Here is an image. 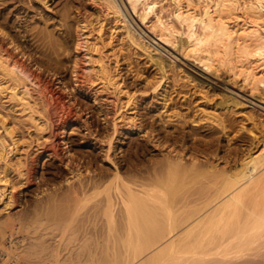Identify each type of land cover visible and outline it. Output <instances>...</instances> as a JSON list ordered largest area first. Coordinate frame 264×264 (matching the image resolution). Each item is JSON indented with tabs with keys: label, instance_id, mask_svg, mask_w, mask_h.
<instances>
[{
	"label": "bare ground",
	"instance_id": "bare-ground-1",
	"mask_svg": "<svg viewBox=\"0 0 264 264\" xmlns=\"http://www.w3.org/2000/svg\"><path fill=\"white\" fill-rule=\"evenodd\" d=\"M4 1L3 3L7 4L6 0ZM74 1H66L65 13H70ZM88 2L91 11L78 15L77 55L72 72L79 82V70L83 65L81 60L84 59L86 64L84 71L91 80L113 93L119 102L116 117L111 123L107 119V113L98 112L105 124H111V131L101 133V128L96 123L94 130L88 127L94 138L105 135L101 142L107 144L108 149L104 158L111 165V172L95 169L97 167L91 170L92 161L87 160L85 155L72 156L67 163L71 170V175L67 178V190L62 191L63 193H58L60 190L56 191L57 189L53 193L48 190L50 192L48 197L44 196L38 200L40 206L37 205L34 209L55 211L54 213L56 211L81 213L97 198L96 195L104 196V199L100 198L102 201L95 202L98 203L97 206H92L93 208L88 211H92L91 213L100 211V215L102 211H109L111 216L110 218L106 213L108 222L110 219L112 222V226L107 223L110 231L107 230L109 235L106 233L107 239L103 240L104 244H107L106 250L103 249L105 247L103 241L102 245L100 244L103 249L100 251L105 250L103 253L105 255L97 258L100 251L93 249L95 243L92 245L93 238L88 236H93L96 230L94 234H90L86 227L83 229L86 230V234L81 233L82 236L86 235L81 239L83 242L78 241V245L82 242L75 256L79 259L73 260L68 253V257L76 264H264V116H259L257 110L255 111L258 114L237 95L227 93L217 96V99L212 98L215 91L211 97L209 93L201 96L203 102L198 105L193 115L184 114L170 106L169 90L174 81H179L180 74L177 73L178 66L167 60L170 57H166L168 56L166 53L171 54L172 50L180 51L199 63L206 72L217 73L214 74L216 78L219 79L217 76L219 72L225 71L239 79L241 84L247 86L258 97H264V0H88ZM48 35L45 36L50 37ZM58 35L60 37L50 45V51L46 50L48 53L41 52L40 57H34L27 51L28 43L25 46L20 37L14 36L8 28L0 25V202L6 203L5 210L8 212L6 219H2L0 213V232L3 239H7L10 234L7 232L11 228L13 237L11 246L5 242L0 244L2 252L0 264H21L25 258H28L26 262H30L34 259L29 258L33 257L36 258L33 264H43V259L49 256L42 258L43 263L38 258L48 249L47 252L52 255L50 258L57 256V259H60L58 257L62 256L59 254L61 244L58 245L59 248L56 246L58 251L53 246L59 241L57 243L53 241V244L51 241L53 249H50L51 244L50 246L48 244L51 238L48 240L47 237L45 242L38 239L39 236L35 237L38 235L36 231L40 228L35 229L36 235L33 233L34 237H31L32 241L28 248H26L28 236L15 242V235L24 231L30 232L31 226L28 224L30 226L28 228L22 219H19V222L15 219L18 222V226L15 227L14 218L9 211L16 200L14 191L16 186L12 175L17 173L20 186L26 183L28 180L26 174L31 163L30 148L35 146L40 150L45 143L51 141L46 135L54 134L56 128L51 117L52 107L65 104L64 95L55 92L43 79L42 74L33 68L37 66L36 68L43 69L55 61L59 63L60 60L55 57L58 55L57 47L64 44L66 37ZM39 36L42 37V33L37 37ZM44 43L43 41L42 44ZM82 54L84 56L81 59ZM135 54L144 57L155 67L156 73L144 74L136 71L132 65ZM123 66L134 73V77L141 81L143 88L136 89L126 83L122 73ZM188 70H185V73ZM55 73L59 82L64 83L66 91L71 94L69 84L64 82L59 72ZM199 74L201 75L200 71ZM150 95L159 97L161 117L165 124L173 119L192 123L193 126L203 124L216 128L217 132L223 133L229 141L233 134L229 130L231 124L227 122L222 112L226 109L234 110V114L243 115V128L252 135L254 143L242 154L240 162L230 161L222 167L217 161L210 160L211 157L205 165L200 163L197 157L188 163L182 155V157L177 153L175 154L177 156L171 155L177 151L171 147L172 152L169 150L171 154L166 155L160 169L154 167L153 171H145L139 166L140 168L137 170L134 168L126 175L122 162L113 158V154L117 149H121L118 143L124 131L138 126L139 97ZM49 97L52 98L54 105ZM75 98L73 95V99ZM74 103H77L76 100ZM76 105L78 107V103ZM227 110L224 112L231 113ZM74 113L72 111L67 117L61 118L60 124L64 133L74 126L71 125L76 115ZM10 117L16 120L15 123L11 122ZM247 122L250 123L249 126L245 124ZM24 124L28 127L30 125L29 129H34L36 144L32 140L35 136L30 132L27 139L21 137L18 126ZM144 135H149V132ZM42 139L46 140L41 142ZM81 139L82 144L86 143L85 137ZM55 155L58 153H48L51 158ZM95 162L94 158V164ZM170 186L175 187L172 193L169 191ZM59 215L61 214L58 213V217ZM62 216L60 217L65 218ZM88 217L90 220V216ZM70 218L62 219L66 222L63 226L65 231L67 222H72ZM96 220L94 219V222L92 220L94 225ZM60 222L61 220L60 226L58 222L56 225L54 223V227L58 226L59 230L63 223ZM107 227L105 226L106 229ZM106 229L104 232H107ZM66 233L62 235V239ZM113 233L116 236L111 241ZM49 234L46 232V235L42 236H50ZM74 235L75 233L70 236ZM95 237L97 238L96 235ZM102 237L106 238L103 234ZM98 240L99 238L94 240L97 242L96 245H99ZM75 247L76 250L77 246ZM65 258L62 261L65 262ZM48 260L50 262L47 264L56 263L55 259L54 262L52 259ZM69 261L70 259L66 264Z\"/></svg>",
	"mask_w": 264,
	"mask_h": 264
},
{
	"label": "rangeland",
	"instance_id": "rangeland-1",
	"mask_svg": "<svg viewBox=\"0 0 264 264\" xmlns=\"http://www.w3.org/2000/svg\"><path fill=\"white\" fill-rule=\"evenodd\" d=\"M66 1L67 0H6L7 2L6 4V3H3L5 2L4 0H0V4L2 2V5H0V18H1L0 25L2 24V26H5L6 28H8V30L14 36L18 38L20 37V39L23 40L22 42H24L25 46H27V43H28L30 46L28 45L26 48H27V51L30 53V55H33L34 57H40L41 52L48 53V51H50L49 49L50 45L52 43H55L56 40L59 39L58 37H60V35L58 34H61L62 36L66 37L65 38L66 41H64V44L57 47V49L59 48L58 55L56 56L54 55L56 59L58 58L60 60V61L58 60L59 63L57 62L58 63L57 66H56L57 63L55 61V63H52L51 66L49 67L44 66L43 69H38L36 68L37 66L33 67L35 68V70H38V72L42 74L43 79L49 83L50 87L55 92L62 93L65 98V104H62L60 107H52L51 117L56 126L54 134L52 133L47 134L46 137H49L51 141L48 140L49 142L44 144L43 149L37 150V148L34 146L36 144L35 140L37 138L35 136L36 133L34 129H29L30 125L28 127L25 124L24 126H18V130L20 129L19 133L21 137H25L24 139L28 138L29 132L33 136H35L32 139L35 141L34 142L35 144H33L34 147L30 148V150L32 149L30 151L32 154H30L29 156V161L31 163L29 164V170L27 171V174H26V177L28 178L26 183L20 186L18 183L19 177L16 176L17 173H14L12 175V178H14L13 183H15V186H16L14 190L16 200H15V204L9 211L11 212L14 218V221L15 219L17 221L19 219H22V221L25 222L24 224H27V225L30 224L31 226L30 227L28 225V228L30 227L29 229H31L30 232L24 231V233L16 234L14 238L15 242L16 241L18 242L20 239H23L24 237L27 238L28 236L29 237V242L27 241L28 245L26 244L27 247L23 246V248L25 247L28 248L30 246L29 243L32 241L31 237H34L33 233L38 228L40 229L39 231H36V234L38 235L34 233L36 235L35 237L39 236L37 238L45 242H47V239H48L47 237H49L48 240H50L51 238L48 244L49 246L51 243L53 244V241L55 243H57L58 241L61 242V243L58 242L57 244L54 243L55 245H53L54 248H56V246L57 248H59L61 244L59 254L60 255L62 254V256L58 257L60 259H57V256L55 258H52V257L50 258V256L52 255H50V253L47 252L49 250L48 249L47 251L43 252L44 253L43 255L41 254L42 256L44 255L46 256L44 257L41 256L40 258H38V260L40 259L41 262L44 260L43 261L44 263L42 262L43 264L45 263L47 264L50 262L48 258L52 259V261L55 259L54 260L55 262L57 259L58 261L55 264H58L66 256L67 257L65 258V262L62 261L60 264H66L67 260L69 259H70L69 263L71 262L70 264L72 263L76 264L74 263L73 260L79 259V257H75V256L76 254H78L77 250L79 249L78 247H80L79 245L82 244L83 242L81 240L82 237L86 236V235L82 236L81 233L86 234V230L89 231V233L91 232L90 234H94L96 230L93 236L88 235L89 233L87 234L88 236H91L93 238L92 245L94 243L96 245L97 242H94V240L96 241V239L98 238L100 240L101 238H103L102 237V234H103V236L106 238H103L100 241L98 240L100 242V243L98 242L99 245H96L97 246L96 248H94L95 245H93V249H95V251L98 250L97 252H99L100 250H103L104 248L106 250L107 244H104L105 243L104 241H106L104 239H107V234L109 235L108 231H110L109 230L110 227L109 225H107V223L111 224L112 226L111 219H110V222H108L109 220L108 216L111 218L109 211L108 212L102 211V215H100L101 214L100 211L97 213L95 209L94 211L96 213L94 212L91 213L92 211L91 212L88 211L89 209L93 208L92 206L98 205V203H95V202H100L102 201V199H104L103 195L102 197L101 196L98 197V195H96L97 198H95V200H93L89 205H87L86 206L87 209H84L83 211H81V213L80 211L79 213H77L78 211L77 212L71 211V213L69 211L68 212L67 211L65 212L56 211V213H54L55 211H36L35 210L36 206L39 203L38 200H41L42 198H44V196L45 198L48 197L50 192L53 193L57 189L56 191L60 190L58 191V193H63L65 192V190H67L66 189L68 187L67 178H69L71 175L70 174L71 170L69 169V165H67V163H68V159H70L72 156L85 155L87 160L92 161V163L90 164L91 170L98 169V170H103L105 172H109V171L111 172V168H110L111 165L106 161V158H104L106 151L108 149L107 144L102 143V142L105 136L103 134H106L107 133L106 131H109V130L111 131L112 127H111V124L109 125V124L104 123V120L101 118L102 116H100L98 112L103 111L104 113H107L108 114L107 119L111 123L116 117V110H117L119 102L117 101V97L113 93L103 88L97 82H93V80H91V78L86 73V71H84L85 70L84 67H86V64L84 63L85 60L82 59L84 56L83 54L80 55V57L82 56L81 61L83 65L80 66L81 69L79 70L80 71L79 72V78H80L79 82L76 80L75 75H73L74 72H72L73 70L72 67H73V64L75 63V59L77 55V47H76L77 46L76 44L77 33L76 32H77V24H78L77 20H79V16H80L79 13L86 14V13H89L91 9H90V4L88 0H75L73 9L70 10V13L69 12L65 13L64 7H65ZM3 23L5 24L3 25ZM46 32L50 34L48 35ZM41 33L43 36L37 37L38 35H41ZM45 35H48L50 37H46ZM46 38L47 40L45 41L44 39ZM32 40L33 42H31ZM36 41H40V42L37 43ZM43 41L45 42L44 44H42ZM38 44L41 46H39ZM166 55H168L166 57H170V58H167L168 61L174 63L175 66H178L177 68L179 69L177 70H179V72L177 73H179L181 77V78L179 77L178 79L179 81H176V82L174 81L170 87V90H169L170 106L176 108L177 110L181 111L184 114L193 115L195 111L197 110L198 105L203 102V100H201V96L204 93H209L208 95L210 96L211 94H213L212 92L215 91L216 93L214 92V94L216 96H214L213 94V96L211 95L212 98L216 97L215 99H217L219 95L221 96L227 93H230L231 95H237L243 102L247 103L251 109L253 108L252 110L254 112L257 113L258 111L259 116L261 117L264 116V112H263L264 111V97H258L257 94L252 93L251 90L247 86H245L243 83L241 84V81H239V79L232 77L230 74H228L225 71H221L218 73L217 75L219 76V79H218V77L216 78V75L214 76V74H217V73L206 72L205 69H202L203 67L199 63H197L194 59L192 60V58L185 56L180 51L172 50L171 54L166 53ZM134 57L136 59H134ZM186 57L187 59H185ZM24 59L27 60V58H24ZM132 59H133L132 62L134 63L132 65L134 66V69L136 71H139L144 74L156 73L155 67H153L150 63H148L144 57H140V55L135 54ZM193 63H195L196 65ZM31 65L33 66L34 63H32ZM197 65H200V66H197ZM123 69L124 70L122 73H123L124 79L127 84L134 86V88L136 89L141 88V87L143 88V84L138 78L134 77L133 75L134 73L132 71L127 70L125 66H123ZM185 70H188L186 71L187 73H185ZM199 71L201 75L199 74ZM55 72L57 73L59 72L60 76L64 79V82H66L67 85L69 84L68 86L71 89V92H72L71 94L70 92L66 91L64 83L59 82L58 76L56 75ZM181 72L185 74L183 75ZM191 73L193 74L190 75ZM228 77L231 78V81H229L230 78ZM199 79H202V80H199ZM234 79L238 81H235ZM231 82L232 84H230ZM235 82L237 83L238 86L236 85ZM221 92L223 93L221 94ZM73 95L76 97L75 99H73ZM50 100L54 105L52 98ZM74 100H76V102L78 103V107L76 105L77 103H74ZM137 106H138L137 111H138V118H139L138 126L131 127L130 130L124 131L118 143V145L121 146V149H117L115 153L113 154V158L122 162L126 175H129L128 173H131V171L134 168H135L134 170H137L138 168L141 167V169L144 168L143 170L145 171L146 170L153 171L155 170L154 167H156V169L158 168L160 169L162 167L161 162L164 160L166 155L171 154L172 152V150H170L171 147L178 151V152L175 151V153H172L171 155L173 156L178 155L180 157L183 156V158H185L186 161L188 160L187 161L188 163L189 161L191 162L194 159V157L195 158L197 157L198 161L205 165L206 163L208 164L207 162L209 161L208 158L211 157L210 160L212 159V161H217L222 167L223 165L226 166L225 163H228L230 161L233 163L240 162L241 160L240 158L242 157V154L248 151L249 150L248 148L252 146L254 143L252 135L249 133L247 129L243 128V125H242L244 124V122H242L243 115H240V113L234 114V110L230 111V109H228L229 110L228 111L226 109L228 113L231 112L227 114V112L226 113L224 112L226 110L222 109L223 110L222 113L224 116H226L227 122L231 124L229 125L230 126L229 130L230 132L233 133L231 136V140L229 141L227 140L226 136L223 133H220V131L217 132L218 130H216V128H211L203 124H200L198 126H193L192 123H183L175 119H173V121L170 120V122L165 124L161 117V110H160L161 101L159 97L157 96H154V95L144 96V97L140 96L138 99ZM72 111L76 113V115L73 117V121H71V125L74 124V126L70 129L68 128L67 132L64 133L63 128L61 127V124H60L61 118L67 117ZM10 120L12 123H15L16 121V120L14 121V118H11V117H10ZM95 123L98 124V126L101 128V133L105 132L102 134V136L100 135L97 138H94V135H92L90 130H88L89 126L92 127V130H94ZM245 124L248 126L250 125L249 122ZM72 131H75V132H72ZM146 132H149V135H144V133ZM81 137H85L86 143L84 144L81 143V140H82ZM45 140L46 139H42L41 142ZM30 142L31 140L29 141V143ZM121 150L122 152H120ZM45 151L47 152L45 153ZM49 152L53 154H56L57 152L58 155H55L53 158H51L48 156ZM176 153L177 155H175ZM186 156L189 159H187ZM94 158L96 159L95 164H94ZM148 167H150L151 169ZM82 170H84V168ZM178 183L176 185L177 187L179 186ZM170 188L171 190L169 191L170 193H172L171 191L175 187L170 186ZM52 189L53 191H51ZM100 198L102 199L100 200ZM44 205L46 204L44 203ZM38 206H40V204ZM5 208H6V203H4V201H1L0 202V213H1V217L2 216L4 217V218L2 217V219L8 218L7 216L8 212H6ZM58 213L61 214L59 215V217H58ZM66 213H70V215ZM88 213H90V215ZM106 213H108V216ZM119 213L120 211L117 212L118 215ZM53 214L55 215L53 216ZM62 214L68 215V216L67 217L62 216ZM97 214H98V218H96ZM71 215L73 217H77L78 215L79 217L70 218ZM87 215L90 216L91 221L89 220V217ZM60 216L65 217V218H61ZM59 218L61 222H63L61 225L62 228L63 226L66 225L65 224L66 222H64V220L62 219L66 220L67 218L68 219L70 218V221L73 222V223L67 222V226L65 227L67 233L64 230V228L63 229L61 228V230H59L60 228L58 226L54 227L57 222H58L57 224L59 225V221H60L58 220ZM74 219H76V222H74ZM83 219L84 221H82ZM94 219H97L95 221L96 223L95 225L93 223ZM38 220H41V221L39 222ZM17 221H15L14 223L15 227L18 226L19 221L18 222ZM36 221H38L40 224H38V222ZM41 223L43 225H41ZM81 223L83 224V226ZM38 225H41V226L38 227ZM94 226L96 229L94 228ZM105 226H108L107 227L108 229H106ZM32 227L34 228V230ZM79 227L80 228L82 227V229L80 230ZM86 227L87 229L83 230ZM98 228L101 229L100 233H99L100 230H98ZM102 228L103 229L105 228L106 231L107 230L108 231L104 232L105 229L104 231H102L103 230ZM72 229H74L75 231V232L71 231L75 233L76 235V236L74 235L75 239L73 238L74 236L73 237L70 236L74 234V233L70 234L71 233L70 230ZM77 229H79L80 232L77 231ZM61 231L62 232L65 231V232L62 233ZM46 232L50 233L49 234L50 236L47 235L45 237ZM7 233L8 234L10 233L9 235L11 236V228L8 230ZM65 233L66 235L64 237L65 239L64 240L62 239V237L64 236ZM42 234H45V235L42 236ZM95 235L97 236V238L95 237ZM112 235L113 237L111 236L112 238H110L111 241L114 240L115 239L114 237L116 236L114 233ZM8 236H7V239H3V236L0 232V244L2 242H5L6 245L11 246L13 237L12 236L8 237ZM69 236L73 240L69 239L68 238ZM52 238H54L56 241ZM76 238H78V240ZM69 240L71 242H69ZM78 241H82V242H80V244L78 245L79 243ZM101 241H103L102 242L103 246H105L103 247V249L101 248L102 246L100 247V244L102 245ZM63 243L67 245L65 244L63 245ZM111 243L113 244V242H110V244ZM52 244L50 246L52 248L50 249H53ZM74 244H76L75 246H77L76 250H75L76 247L74 246ZM98 246L100 249L98 248ZM72 247L73 249L71 250ZM118 247H121V246H118ZM28 250L31 251L30 249ZM95 251L94 253L97 254V252ZM104 251L103 252L100 251V253H98L100 255L97 254V258H102L105 255V254L103 255ZM46 252L47 254H45ZM68 253L71 256H69ZM0 256L2 257L1 251H0ZM47 256L49 257L46 258ZM68 256L72 257L73 260L69 258ZM42 258H46V259L42 260ZM27 259L28 258H25V261L23 260L24 262L21 264H26V263L33 264L34 263L33 261L36 260V258L33 257L29 259H34V260H30V262L29 261L26 262ZM45 260L46 261L48 260V262H45Z\"/></svg>",
	"mask_w": 264,
	"mask_h": 264
}]
</instances>
